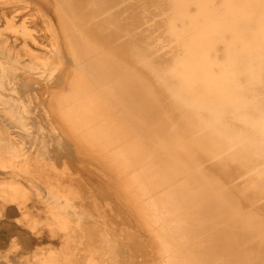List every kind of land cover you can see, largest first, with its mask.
I'll return each mask as SVG.
<instances>
[{"label":"bare ground","instance_id":"6f19581e","mask_svg":"<svg viewBox=\"0 0 264 264\" xmlns=\"http://www.w3.org/2000/svg\"><path fill=\"white\" fill-rule=\"evenodd\" d=\"M25 1L0 0V219L50 240L30 253L19 232L0 259L264 264V0H43L50 56L28 49L37 38L7 7ZM56 77L71 82V102L42 105L49 124L32 126L27 89ZM32 128L43 133L25 153ZM59 130L76 147L109 148L124 228L85 212L63 181L48 150Z\"/></svg>","mask_w":264,"mask_h":264},{"label":"rangeland","instance_id":"374dc122","mask_svg":"<svg viewBox=\"0 0 264 264\" xmlns=\"http://www.w3.org/2000/svg\"><path fill=\"white\" fill-rule=\"evenodd\" d=\"M29 1H31V3ZM42 5H44L43 0H27L25 2H20L19 4H9L7 7L10 8L11 11L18 10L13 14L16 16V21H26L31 27L34 36H36L38 43L36 44L33 42H29L28 49H33V51H35L36 53L44 51V53H47L50 56L49 51L51 49L52 42L51 34L45 31L46 24L43 22V18H40V15L38 13L39 7H42ZM50 9L51 12L49 11V13L59 21L58 15L56 13V7L51 4ZM0 28L3 29V26L1 24ZM6 35L10 36V33L6 32ZM20 44L21 43L19 42L18 50L24 52ZM65 56L69 59H72V55L68 52H65ZM28 58V56H25L23 59ZM69 70L73 71L72 65L67 69L66 72L68 73ZM62 72L57 71L55 72V75L64 76L65 73ZM58 78L59 77H56L55 80H57ZM59 80L48 87H46V85H44L41 81L39 83L32 82L29 85L30 87L27 89V91L30 92L33 97H35L33 99L34 103L32 104V107H35L32 112L33 116L32 119L29 120L32 126L33 124L35 126L39 122H41L44 126L45 124H49L46 119H43V116L39 117L41 114L42 105L49 107L50 104H55L60 97L64 99L67 95L70 94L71 82L68 84H64L62 82L57 83ZM68 102L71 101L68 100ZM51 117L54 119V123L63 125V127H65L60 114H58L56 110L55 112H51ZM63 127H61L62 131ZM61 130H59V132L63 137L62 142L58 144L56 141H50V144L48 146L49 156H51L52 158L54 167H56L58 170H61L64 167L68 169V172L70 174L68 176H65L63 181H65V183L67 184L75 183L81 189V195L83 196L86 205V208L84 209L85 212H91V214L93 215H96L95 212H107L110 220L113 219V221L118 224L116 228H124L126 225H128L131 216L128 215L127 212L129 211L121 202L118 201L117 198L118 193L115 187V181L117 180H115V177L112 174L111 169L109 168L110 164L112 165V160L110 159L111 153L109 152V148L105 149L101 147H76L71 144L73 140L72 137H70L67 132L63 134ZM44 132L47 139H55L53 136H50L49 131L45 130ZM30 133L32 134V138H28L26 140L27 144L25 145V153H28L31 150L32 143L34 142L32 139L34 138V136L43 132H40L38 128H32L30 130ZM16 139L19 140V137H17ZM48 174H51V171H48ZM21 181H24L26 183L33 182L32 180L31 182H29L27 181V179H23ZM94 204H96L97 210ZM120 212H125L124 215L126 218L118 216ZM6 219H0V251H7L9 249L12 238L18 237L20 235L19 232H23L25 233L26 237H29V248L27 249L30 253H34L48 247V241L50 239L45 233L46 229L43 230V234L38 237L37 235L32 233L30 229H25L23 228V226H19L16 223V220L18 218H10L8 220ZM134 222H137V220L135 219ZM85 225L90 229L89 224ZM136 226V229L142 230L138 224H136ZM40 229H43L42 226H40ZM90 231L93 236H96L97 232L92 231L91 229ZM55 245L58 246L57 243ZM6 253L9 257L8 260L0 259V264H23L21 263V261H26L27 259V257H24V254L22 252L13 250ZM25 253L27 256L30 255V253Z\"/></svg>","mask_w":264,"mask_h":264}]
</instances>
